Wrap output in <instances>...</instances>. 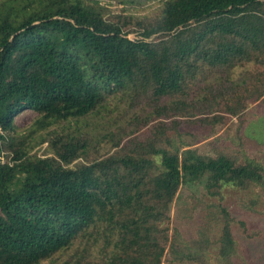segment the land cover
<instances>
[{
	"label": "trees",
	"instance_id": "obj_1",
	"mask_svg": "<svg viewBox=\"0 0 264 264\" xmlns=\"http://www.w3.org/2000/svg\"><path fill=\"white\" fill-rule=\"evenodd\" d=\"M120 17L106 18L97 0L0 1V264H40L77 239L84 252L101 251V264H160L159 225L180 184L200 181L211 195L223 185L264 192L253 159L180 149L163 132L70 166L87 151L86 118L111 97H174L156 114L171 107L173 116L190 114L178 105L196 75L240 61L263 67L250 92L261 94L264 0H162L134 29ZM25 109L38 114L31 132L51 127V156L11 141L14 117ZM221 212L217 256L225 258L233 240Z\"/></svg>",
	"mask_w": 264,
	"mask_h": 264
},
{
	"label": "rangeland",
	"instance_id": "obj_2",
	"mask_svg": "<svg viewBox=\"0 0 264 264\" xmlns=\"http://www.w3.org/2000/svg\"><path fill=\"white\" fill-rule=\"evenodd\" d=\"M97 1L105 8L106 18L114 21L119 15V22L125 20L134 29L136 20H150L157 14L162 0ZM127 36L136 38L138 34L130 32ZM262 68L259 62L240 61L232 67L205 69L188 84L183 101L186 104L178 106L188 107L190 114L184 111L181 116H173L172 107L156 114L162 111L160 105L169 104L174 97L155 100L146 94L132 101L122 95L109 98L104 109L86 118L83 131L88 148L70 166L127 151L134 142L163 132L180 149L186 145L201 155L223 154L237 162L243 157L253 159L263 168L264 175V80L263 85H257L260 96L250 93L252 76ZM228 107L233 110L237 107V112L227 113ZM37 116L28 109L19 112L9 137L12 142L24 143L31 154L51 156L47 141L51 127L31 132ZM113 140H118L116 146ZM159 143L167 145L162 139ZM4 150L8 153V149ZM5 156L1 157L2 161L6 160ZM222 209L227 213L233 240L231 252L225 258L217 256L218 236L225 219ZM159 226L165 234L160 264H264V192L257 186L241 192L223 185L211 195L200 181L180 184L169 204L167 217ZM82 245L77 239L69 248L40 264H64L78 256L81 258L77 264H101L98 261L101 251L92 247L84 252ZM181 254L186 256L182 260L178 259Z\"/></svg>",
	"mask_w": 264,
	"mask_h": 264
}]
</instances>
